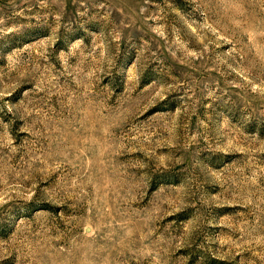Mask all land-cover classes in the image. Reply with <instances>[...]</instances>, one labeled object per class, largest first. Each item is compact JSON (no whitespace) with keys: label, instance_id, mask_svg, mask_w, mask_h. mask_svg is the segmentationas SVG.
I'll return each instance as SVG.
<instances>
[{"label":"rangeland","instance_id":"374dc122","mask_svg":"<svg viewBox=\"0 0 264 264\" xmlns=\"http://www.w3.org/2000/svg\"><path fill=\"white\" fill-rule=\"evenodd\" d=\"M0 264H264V0H0Z\"/></svg>","mask_w":264,"mask_h":264}]
</instances>
